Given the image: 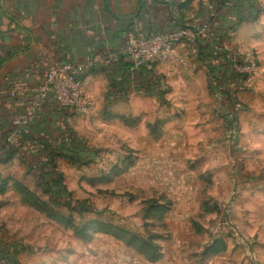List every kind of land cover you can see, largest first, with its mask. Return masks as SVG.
<instances>
[{
	"label": "rangeland",
	"instance_id": "1",
	"mask_svg": "<svg viewBox=\"0 0 264 264\" xmlns=\"http://www.w3.org/2000/svg\"><path fill=\"white\" fill-rule=\"evenodd\" d=\"M168 32H133L123 43L134 68L160 78L159 100L141 92L106 99L108 71L81 76L93 111H66V122L97 157L84 166L60 158L56 166L89 211L49 202L21 167L0 169V240L26 247L18 264H264V43L257 41L264 33L251 44L232 35L223 44L240 67L249 57L256 66L240 75L231 101L216 91L200 43H166ZM146 36L161 40V60L138 58Z\"/></svg>",
	"mask_w": 264,
	"mask_h": 264
},
{
	"label": "crops",
	"instance_id": "2",
	"mask_svg": "<svg viewBox=\"0 0 264 264\" xmlns=\"http://www.w3.org/2000/svg\"><path fill=\"white\" fill-rule=\"evenodd\" d=\"M255 2L257 28L249 21L243 23L231 33L234 43L242 40L251 44L256 31L264 33V0ZM198 3L199 0H0V123L27 109L33 90L43 83L46 71L57 61L78 63L94 57L101 64L122 49L125 38L130 36L125 34L127 26L132 34L167 32V16L187 20L195 15L196 20ZM182 8L188 11L186 17ZM135 13L133 20L120 19ZM257 41L264 43V36ZM52 103L50 99L43 103L44 114L52 115ZM9 162L1 164L0 169L17 166L24 172L17 156Z\"/></svg>",
	"mask_w": 264,
	"mask_h": 264
},
{
	"label": "trees",
	"instance_id": "3",
	"mask_svg": "<svg viewBox=\"0 0 264 264\" xmlns=\"http://www.w3.org/2000/svg\"><path fill=\"white\" fill-rule=\"evenodd\" d=\"M209 4L212 7L211 11L204 6L198 7L196 20L193 21L194 27L190 24L186 27L182 16L174 19L169 15L165 22V29L176 31L194 28L192 30L194 32L202 24L206 25L204 38L195 37V41L200 43L198 51L201 62L207 68L210 78L216 83V91L230 99L231 91L244 83L245 76L234 73L232 55L224 50L223 44L229 40L239 23L257 19L256 2L255 0H209ZM127 33L132 34L129 26L125 29V34ZM120 51L121 49L116 56L107 60L106 65L103 64L104 62L101 64L99 62L89 72L90 74L100 68L108 71L110 85L106 99L141 92L159 100L161 98L158 93L160 78L154 76L150 70L142 67L134 68L131 59ZM239 60L241 63V57ZM43 105L29 118L27 125L15 128L11 121L14 117L17 118L16 116H11L8 121L0 123V165L8 163L17 156L26 173L31 175L35 184L48 195L49 202L63 205L67 210L76 213L89 211V206L74 200L62 185L56 160L61 158L84 166L96 159V151L82 138L77 137L68 126L66 110L57 107L53 102L54 110L49 116L42 112ZM15 131L19 134V138L12 142L7 141L8 135ZM2 183L4 180L0 177V184ZM29 196L32 199L31 194ZM33 200L36 201L35 198ZM34 206L36 207L35 204ZM24 251L26 247L14 240L9 242L0 240V264H18L16 258Z\"/></svg>",
	"mask_w": 264,
	"mask_h": 264
},
{
	"label": "built area",
	"instance_id": "4",
	"mask_svg": "<svg viewBox=\"0 0 264 264\" xmlns=\"http://www.w3.org/2000/svg\"><path fill=\"white\" fill-rule=\"evenodd\" d=\"M202 6L207 10H212L209 0H202ZM206 25L202 24L200 28L193 32L189 29H180L174 32H168L166 38L163 40L168 43V40L177 41L178 39L186 38L188 40L194 39L198 33L204 32ZM161 40L156 36H146L137 42V56L143 61H150L152 63L161 60L165 54L157 52L155 45ZM153 46V49L151 47ZM121 54L125 53V46L121 49ZM239 55L232 54V68L235 73H245L247 76L254 74L256 66L252 58H246L243 67L239 64ZM131 59V58H130ZM134 66L136 62L132 61ZM99 60L97 58H88L78 63L65 62L63 60L57 61L50 66L45 73L43 83L33 90V97L29 102L27 109L17 118L12 119V125L17 128L19 126L27 125L29 118L37 112L43 103L50 99L54 104L77 115H88L93 111V101L85 92L81 76L90 72L97 66ZM19 138V134L15 131L8 135L7 141L12 142Z\"/></svg>",
	"mask_w": 264,
	"mask_h": 264
},
{
	"label": "water",
	"instance_id": "5",
	"mask_svg": "<svg viewBox=\"0 0 264 264\" xmlns=\"http://www.w3.org/2000/svg\"><path fill=\"white\" fill-rule=\"evenodd\" d=\"M136 13L135 14H132V15H129V16H123V17H120V19H123V20H133L134 18H136Z\"/></svg>",
	"mask_w": 264,
	"mask_h": 264
}]
</instances>
